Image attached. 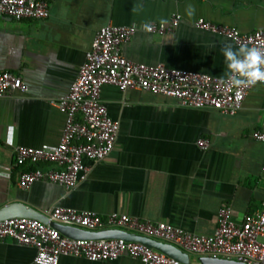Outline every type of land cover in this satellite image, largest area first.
I'll return each mask as SVG.
<instances>
[{
  "label": "crops",
  "instance_id": "1",
  "mask_svg": "<svg viewBox=\"0 0 264 264\" xmlns=\"http://www.w3.org/2000/svg\"><path fill=\"white\" fill-rule=\"evenodd\" d=\"M189 4L195 8L192 17L186 14ZM134 5H142L138 13L132 12ZM173 15L180 21L168 33L141 30L144 22L161 24L162 18L169 24ZM197 19L252 33L264 27V0H51L45 19L0 18V71L28 86L25 94L0 97V207L22 201L44 214L55 207L103 218L116 213L205 236L213 234L222 208H230L235 221L263 209L264 143L252 138L264 130L261 84L250 89L234 115L184 108L172 98L104 85L101 101L119 127L110 155L86 162L85 180L73 188L44 181L25 190L17 185L30 165L14 166V148L58 145L65 116L54 103L68 92L101 27L138 28L121 46L127 60L224 78L221 49L239 46L197 29ZM200 139L209 142L208 149L198 148ZM35 254L31 246L0 240V264H35ZM192 256L199 264L200 257ZM58 264L142 263L128 256L111 262L61 256Z\"/></svg>",
  "mask_w": 264,
  "mask_h": 264
},
{
  "label": "built area",
  "instance_id": "2",
  "mask_svg": "<svg viewBox=\"0 0 264 264\" xmlns=\"http://www.w3.org/2000/svg\"><path fill=\"white\" fill-rule=\"evenodd\" d=\"M193 1L203 3L208 0ZM50 2L0 0V18L42 20L49 15ZM179 21L180 16L173 15L169 24H152L151 33H168L177 27ZM193 24L197 29L222 36L237 46L264 47V27L252 33H241L235 28L203 19H197ZM137 31L136 26L107 25L96 32L68 92L54 103L65 116L58 145L52 149L14 148V166H37L20 174L19 188L25 190L41 181L73 188L85 180L88 171L86 162H100L110 155L119 127L118 122L108 116L101 101L100 93L104 85L115 86L121 92L134 89L172 98L184 108H211L224 115H234L241 109L252 87L228 90L224 78L170 69L161 63L153 66L135 63L124 58L121 46ZM13 92L25 94L28 86L20 77L0 71V97ZM252 138L264 143V130L255 131ZM197 146L206 150L209 142L200 139ZM41 164L46 165V169L38 166ZM261 174L264 177V161ZM45 216L47 223L33 218L0 221V240L9 238L17 244L33 247L36 250L35 264H58L61 256L93 262H111L128 256L142 264H185L138 242L71 239L60 234L50 223L58 222L87 231L124 228L131 233L171 244L186 254L242 264H264V208L243 215L240 221L232 218L230 208H222L217 215V226L209 236L190 233L167 223L142 222L116 213L103 218L90 211L55 207Z\"/></svg>",
  "mask_w": 264,
  "mask_h": 264
},
{
  "label": "water",
  "instance_id": "3",
  "mask_svg": "<svg viewBox=\"0 0 264 264\" xmlns=\"http://www.w3.org/2000/svg\"><path fill=\"white\" fill-rule=\"evenodd\" d=\"M10 218H33L43 223H47L45 214L31 205L22 201H13L0 207V221ZM50 225L57 229L60 234L71 239L100 240V239H122L126 242H138L174 258L182 263L188 264V254L182 252L175 246L160 242L139 234L127 232L116 228L101 229L98 231H87L77 227L63 225L58 222H51ZM199 264H242L235 261L211 259L206 257L199 258Z\"/></svg>",
  "mask_w": 264,
  "mask_h": 264
},
{
  "label": "clouds",
  "instance_id": "4",
  "mask_svg": "<svg viewBox=\"0 0 264 264\" xmlns=\"http://www.w3.org/2000/svg\"><path fill=\"white\" fill-rule=\"evenodd\" d=\"M142 5H134L133 13H138ZM186 14L192 17L195 14V8L189 4L186 7ZM160 23L166 24V19H160ZM144 33H151L153 25L150 22H144L141 25ZM221 53L226 66L224 74V83L228 90L232 88L247 89L264 84V47L240 45L234 48L231 44H225Z\"/></svg>",
  "mask_w": 264,
  "mask_h": 264
},
{
  "label": "rangeland",
  "instance_id": "5",
  "mask_svg": "<svg viewBox=\"0 0 264 264\" xmlns=\"http://www.w3.org/2000/svg\"><path fill=\"white\" fill-rule=\"evenodd\" d=\"M196 257L190 255V260H191V263L193 264H197L196 260H195Z\"/></svg>",
  "mask_w": 264,
  "mask_h": 264
},
{
  "label": "trees",
  "instance_id": "6",
  "mask_svg": "<svg viewBox=\"0 0 264 264\" xmlns=\"http://www.w3.org/2000/svg\"><path fill=\"white\" fill-rule=\"evenodd\" d=\"M37 166L36 165H30L29 167H28V170H33V169H35Z\"/></svg>",
  "mask_w": 264,
  "mask_h": 264
}]
</instances>
